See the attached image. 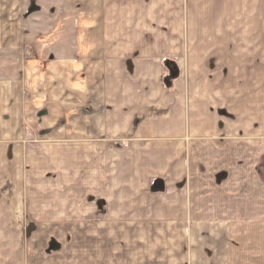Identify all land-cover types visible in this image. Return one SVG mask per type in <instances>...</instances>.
<instances>
[{
	"label": "crops",
	"instance_id": "1",
	"mask_svg": "<svg viewBox=\"0 0 264 264\" xmlns=\"http://www.w3.org/2000/svg\"><path fill=\"white\" fill-rule=\"evenodd\" d=\"M6 4L17 9L0 31V187L8 198L23 200L21 213L42 224L45 236L70 240L50 255L42 243L28 256L20 249H0V258L11 257L16 264L149 262V252L139 248L156 247L152 240L158 232L182 229L174 220L149 216L185 215L186 190L184 172L176 176L174 170L183 166L169 140L174 126H137V113L150 97V90L142 91L149 79L141 72L147 71L146 61L188 52L184 0ZM164 59L158 63L162 69ZM130 60L133 73L119 70ZM116 69L121 72L115 77ZM158 75L161 79L162 70ZM160 79L155 86L163 89ZM151 105L165 106L154 100L145 107ZM87 108L90 114H79ZM236 131L264 139V119L247 116L239 127L225 126L223 132ZM153 134L155 140L146 138ZM160 178L168 185V198L180 200L182 207L156 205L159 193L153 185Z\"/></svg>",
	"mask_w": 264,
	"mask_h": 264
},
{
	"label": "rangeland",
	"instance_id": "2",
	"mask_svg": "<svg viewBox=\"0 0 264 264\" xmlns=\"http://www.w3.org/2000/svg\"><path fill=\"white\" fill-rule=\"evenodd\" d=\"M184 6L183 46L188 52L145 62L147 71L141 73L149 85L142 91L150 90V97L137 113V126H174L176 133L169 140H174L176 160L183 165L174 170L176 176L185 175V215L149 216L174 220L182 229L158 232L152 240L156 247L139 248L150 255L143 264H264V139L242 137L239 130L223 132L225 126L239 127L247 116L264 119V0H184ZM16 9L0 0V31L14 20ZM162 58L163 69L158 66ZM124 69L133 73L134 61L119 70ZM158 70L163 89L155 86ZM121 71L116 69L115 77ZM85 77L83 72L79 76L83 81ZM154 100L165 106L145 107ZM88 108L79 114H90ZM167 187L163 178L154 182L158 207L180 203L168 198ZM22 201L8 198L0 187L1 250L20 249L28 256L27 251L44 243L50 255L69 244V237L45 236L42 224L25 218ZM0 264L16 261L2 257Z\"/></svg>",
	"mask_w": 264,
	"mask_h": 264
}]
</instances>
